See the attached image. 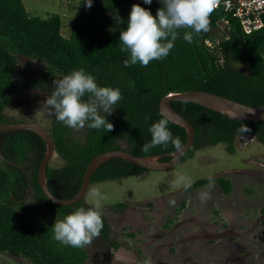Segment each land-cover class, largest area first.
<instances>
[{
	"label": "trees",
	"instance_id": "1",
	"mask_svg": "<svg viewBox=\"0 0 264 264\" xmlns=\"http://www.w3.org/2000/svg\"><path fill=\"white\" fill-rule=\"evenodd\" d=\"M77 3L78 14L65 35L60 13L36 15L27 10L23 0H0V123L16 122L5 110L19 88L51 94L55 79L81 67L95 77L98 85L119 88L122 93L112 113H102L114 125L111 132L87 126L77 131L58 122L53 115L48 130L56 151L65 161L61 166H48L49 185L56 196L73 197L81 187L89 162L107 150L125 149L138 155L175 150L169 143L142 151V145L151 140L149 127L164 117L159 114L160 101L168 93L206 90L251 105L264 104V27L247 34L240 21L219 6L210 16L209 31L194 34L191 43L183 38L185 31L191 30L180 29L174 47L163 60H153L147 67L139 62L125 67L124 60L130 59V52L121 50L119 36L127 27L132 6L140 4L156 15L163 7L162 0H152L151 4L144 0H93L90 8L87 0ZM19 57L27 59L22 68ZM32 63L39 71L34 78L29 74ZM171 103L196 130L194 144L181 162L192 159L202 147L220 143L234 153L236 139L242 136L237 132L241 124L251 128L245 136L253 134L264 145V120L230 118L193 102ZM168 127L184 144L186 130L171 121ZM2 137L0 156L5 160H0V253L32 264H97L90 260L89 246L74 248L53 239L52 225L56 219L91 204L84 198L58 205L44 195L38 182V169L46 150L44 140L36 132L24 129L5 131ZM146 170L122 158H112L94 172L91 184L120 180ZM214 180L224 194L232 193L234 184L230 179L219 176ZM209 183V178L198 179L186 191ZM30 196L42 198L43 203H30ZM125 205L119 202L113 207ZM185 205L184 200L179 210ZM102 219L99 237L106 248H119L121 243L112 237L111 224L103 211ZM109 256L108 252L107 259L100 264H110Z\"/></svg>",
	"mask_w": 264,
	"mask_h": 264
},
{
	"label": "rangeland",
	"instance_id": "2",
	"mask_svg": "<svg viewBox=\"0 0 264 264\" xmlns=\"http://www.w3.org/2000/svg\"><path fill=\"white\" fill-rule=\"evenodd\" d=\"M23 2L32 14L60 13L65 35L78 14V0ZM26 62L19 57V67ZM29 74L39 76L35 63ZM15 93L6 113L15 121L51 126L53 115L43 107L48 92L21 87ZM243 161L248 167L244 170ZM64 162L56 151L49 164L61 166ZM219 176L233 182L232 193L222 192L214 180ZM210 177L211 198L205 202L199 194L207 191L210 183L191 192L184 188L185 183L192 185ZM94 187L104 198L102 211L111 224L112 237L121 246L106 248L100 237L94 239L89 245L92 262H104L109 252L110 264H144L146 259L151 264H264V145L253 134L238 136L234 153L220 143L200 148L192 159L168 171L146 170L120 180L92 183L85 196L89 204L94 200ZM184 200L186 205L179 210ZM29 202L42 204L43 199L30 196ZM119 202H125V207H113ZM0 264L32 263L0 253Z\"/></svg>",
	"mask_w": 264,
	"mask_h": 264
},
{
	"label": "clouds",
	"instance_id": "3",
	"mask_svg": "<svg viewBox=\"0 0 264 264\" xmlns=\"http://www.w3.org/2000/svg\"><path fill=\"white\" fill-rule=\"evenodd\" d=\"M92 3L93 0H87V7L90 8ZM144 3L151 4L152 0H144ZM162 3L163 7L157 10L156 15L140 4L132 6L127 27L119 36L123 45L121 50L130 52V59L124 60L125 67L138 62L147 67L153 60H163L174 47L180 29L191 30L185 31L183 36L189 43L193 41L194 34L209 31L210 16L219 0H162ZM53 83L54 90L43 104L49 110V115H54L58 122L77 131L85 126L90 129L104 128L106 132L113 130L114 125L106 117L122 97L119 88L98 85L95 77L83 67L55 79ZM169 123L165 116L151 124V140L142 145V151L149 152L156 146H167L169 143L177 152L183 151L184 145L178 136H173ZM237 132L245 136L251 132V128L247 124H241ZM209 180V189L199 194L201 202L211 198L212 178ZM190 187V183H185V190ZM91 195L94 200L87 209L79 207L63 219L55 220L52 225L53 239L64 246L85 248L100 236L104 198L99 188L95 187L91 189ZM170 204L174 205L175 201H170ZM144 264H151V260L146 259Z\"/></svg>",
	"mask_w": 264,
	"mask_h": 264
},
{
	"label": "water",
	"instance_id": "4",
	"mask_svg": "<svg viewBox=\"0 0 264 264\" xmlns=\"http://www.w3.org/2000/svg\"><path fill=\"white\" fill-rule=\"evenodd\" d=\"M187 101L203 105L209 109L220 112L230 118L260 121L264 120V104L263 105H251L243 103L241 101L219 95L217 93L206 90H189L184 92H171L163 96L160 101L159 114L168 117L169 121L176 125L183 127L186 130L187 138L183 144V151L177 152L176 149L170 152L153 155H138L125 149H112L103 153L97 154L89 162L84 175L81 187L79 191L71 198H60L56 196L48 181V166L56 152L53 137L47 127L40 123L33 121H16L9 123H0V147L3 143L2 134L5 131L11 130H31L36 132L44 140L46 144V150L44 156L40 162L38 169V182L44 195L53 203L58 205H69L76 203L85 198L91 179L94 172L106 161L112 158H122L127 162H130L139 167L148 170L168 171L175 168L182 160V158L192 148L195 138L196 130L191 121L176 110L172 101ZM235 114V115H234ZM169 157L170 160L165 161L164 158ZM0 159H3L0 156ZM5 160V159H4ZM7 162H12L6 159ZM15 163V162H12ZM17 164V163H15ZM18 165V164H17ZM19 166V165H18Z\"/></svg>",
	"mask_w": 264,
	"mask_h": 264
},
{
	"label": "built area",
	"instance_id": "5",
	"mask_svg": "<svg viewBox=\"0 0 264 264\" xmlns=\"http://www.w3.org/2000/svg\"><path fill=\"white\" fill-rule=\"evenodd\" d=\"M219 6L237 18L247 34L264 27V0H219Z\"/></svg>",
	"mask_w": 264,
	"mask_h": 264
},
{
	"label": "flooded vegetation",
	"instance_id": "6",
	"mask_svg": "<svg viewBox=\"0 0 264 264\" xmlns=\"http://www.w3.org/2000/svg\"><path fill=\"white\" fill-rule=\"evenodd\" d=\"M2 144H3V143H2ZM222 144H224V143H222ZM1 147H2V145H1ZM1 147H0V148H1ZM0 160H4V159H0ZM9 161H12V160H9ZM12 162H14V161H12ZM243 162H244L243 164L246 165V166H244V168H242V169L244 170V169H247L248 167H247V163H246L245 161H243ZM232 169H236V170H238L239 168H237L236 166H233Z\"/></svg>",
	"mask_w": 264,
	"mask_h": 264
}]
</instances>
